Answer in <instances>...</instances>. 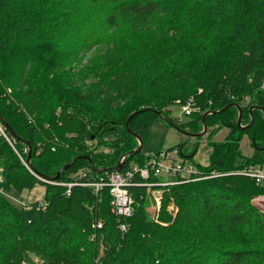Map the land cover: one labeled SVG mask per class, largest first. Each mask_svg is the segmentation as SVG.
<instances>
[{
  "label": "trees",
  "instance_id": "1",
  "mask_svg": "<svg viewBox=\"0 0 264 264\" xmlns=\"http://www.w3.org/2000/svg\"><path fill=\"white\" fill-rule=\"evenodd\" d=\"M263 81L264 0H0V264H264V213L252 203L264 187L238 172L264 164ZM191 97L200 109L177 122L170 107ZM164 118L229 133L209 142L205 165L193 160L197 147H169L206 177L154 186L155 217L137 177L122 231L108 189L79 183L126 153L120 171L146 165L129 129L145 143ZM73 158L55 179L74 182L69 193L36 176L54 180ZM37 184L45 208L6 196Z\"/></svg>",
  "mask_w": 264,
  "mask_h": 264
},
{
  "label": "built area",
  "instance_id": "2",
  "mask_svg": "<svg viewBox=\"0 0 264 264\" xmlns=\"http://www.w3.org/2000/svg\"><path fill=\"white\" fill-rule=\"evenodd\" d=\"M262 87L264 88V81L262 83ZM246 100H248V97H246ZM176 102V105L180 107L182 114L186 116H189L192 112L200 109V107L195 104V101L192 97L188 98L186 101H180L179 99H177ZM1 131L3 130L1 129ZM123 160L124 156L120 159L119 162L123 163ZM100 169L101 168L97 169V171H99ZM238 172L251 177L257 185L264 187V164L247 165L239 169ZM151 174L155 176L172 174L177 176V178L172 181H153L149 180L150 178H152ZM217 174V172L214 173V175ZM86 175V171L80 172L81 177H85ZM36 176L46 182L57 185H67L68 193L70 192V187L74 184V182H61L45 179L37 174ZM180 176L182 177V179L178 178ZM137 177L141 178V181L139 183L140 185H146L147 188H153L154 186L156 187V185L164 186L182 181L197 180L206 176L198 168L197 163L185 159V157L181 155V149L179 147H174L171 149L160 150L154 153V155H149V159L144 166H140L135 163L124 171H120L117 169L104 170L103 173H100L97 178L94 177V179L92 180L81 181L79 184L92 186L95 193H98V191L103 187L107 188L111 196V210L120 219H124L119 223V225L122 231H126L128 223L125 221V219L131 216L134 212V198L129 190V187L133 185L134 182H136L135 180ZM0 181H2V178H0ZM162 193L163 190L159 188L154 190L153 192L155 204L158 208L160 207L159 204H161ZM6 196L15 205L23 209L31 206L33 203L37 207L45 208L47 206V202L43 199V197L42 199L29 201L26 198L12 193H7ZM252 203L255 207L258 208L259 211L264 213V194L255 197ZM168 209L173 212L176 210V207L172 201L170 202V205H168ZM97 222L98 226L102 225V221L98 220Z\"/></svg>",
  "mask_w": 264,
  "mask_h": 264
},
{
  "label": "rangeland",
  "instance_id": "3",
  "mask_svg": "<svg viewBox=\"0 0 264 264\" xmlns=\"http://www.w3.org/2000/svg\"><path fill=\"white\" fill-rule=\"evenodd\" d=\"M171 108L170 115L177 122H187L189 120V116L182 114L180 107L174 105ZM247 125L245 121H243L240 126L243 127ZM0 126V132H1ZM229 133V128L221 127L218 131H212L209 128L208 131H189L184 129H179L174 125L168 124L164 120H159L153 123V126L150 130V134L143 145L142 153L146 155H154V153L168 149L169 147L181 144L183 153L185 155L190 154L197 147V152L193 157V160L199 164H207L209 162V155L211 153V145L210 141H221L224 140L226 135ZM235 134H238L235 132ZM253 146L250 141V137L247 133H245L240 141V151L245 156H250L253 152ZM29 164V162H28ZM27 164V165H28ZM1 178V176H0ZM161 180L169 179L173 180V177L167 175H161ZM161 189V188H159ZM154 188H147V211L149 215L155 217L159 211V208L155 204L153 192ZM45 187L44 185L37 184L32 191L27 190L22 193L23 198L30 200L42 199L44 196ZM17 195V194H15ZM34 261L37 264H42L38 258L34 257ZM25 264H30L25 262Z\"/></svg>",
  "mask_w": 264,
  "mask_h": 264
},
{
  "label": "water",
  "instance_id": "4",
  "mask_svg": "<svg viewBox=\"0 0 264 264\" xmlns=\"http://www.w3.org/2000/svg\"><path fill=\"white\" fill-rule=\"evenodd\" d=\"M233 105H236V108L238 109V111H239V116H238V123L239 124H241L240 122H241V116H242V109H241V106L240 105H238V104H236V103H233ZM259 108L260 106H255V105H252L251 107H250V110H252L253 108ZM261 108V107H260ZM137 112H135V113H132L129 117H128V119H127V125L129 124V121H130V119H131V117L134 115V114H136ZM208 113H211V111H208V112H206L205 113V115L206 114H208ZM204 115V116H205ZM264 115V114H263ZM0 118H1V116H0ZM165 120H166V122H168V123H170V124H172V125H174V126H176L177 128H179V129H182V128H180L179 126H177L170 118H164ZM250 123H248L247 125H245V126H243V127H246V126H248ZM129 131L131 132V133H133V135L134 136H136L137 138H138V140H139V143H138V146L134 149V150H132V152H134V153H136V152H138V151H140L141 150V148L143 147V144H144V142H143V139H142V137L140 136L139 137V135H137L136 133H134V132H132L131 131V129H129ZM203 133L204 132H206V126H205V128L203 129V131H202ZM26 144L28 145V147H29V154H28V161H30V150H31V147H30V144L28 143V142H26ZM128 155V153H126V154H124L123 156L124 157H126ZM76 158H73V160L70 162V163H68V164H66V165H64L63 167H61L59 170H58V174L55 176V177H53L52 179H57L58 178V175H59V173H60V170H62V169H67L68 167H69V165H71V163H73L74 162V160H75ZM121 162H118L117 164H116V166L114 167V169H117V170H120V168H121Z\"/></svg>",
  "mask_w": 264,
  "mask_h": 264
},
{
  "label": "crops",
  "instance_id": "5",
  "mask_svg": "<svg viewBox=\"0 0 264 264\" xmlns=\"http://www.w3.org/2000/svg\"><path fill=\"white\" fill-rule=\"evenodd\" d=\"M168 176H171V177H173V180L175 179V178H177V176H175V175H172V174H169V175H167V177ZM163 181H172V180H169V179H164Z\"/></svg>",
  "mask_w": 264,
  "mask_h": 264
},
{
  "label": "bare ground",
  "instance_id": "6",
  "mask_svg": "<svg viewBox=\"0 0 264 264\" xmlns=\"http://www.w3.org/2000/svg\"><path fill=\"white\" fill-rule=\"evenodd\" d=\"M124 159H125V157H124ZM27 162H30V161H27ZM25 164L27 165L28 163L25 162ZM61 182H62V181H61Z\"/></svg>",
  "mask_w": 264,
  "mask_h": 264
}]
</instances>
